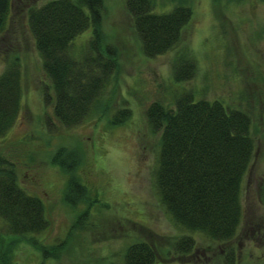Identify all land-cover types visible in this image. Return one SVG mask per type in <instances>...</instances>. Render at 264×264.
<instances>
[{
    "label": "rangeland",
    "instance_id": "1",
    "mask_svg": "<svg viewBox=\"0 0 264 264\" xmlns=\"http://www.w3.org/2000/svg\"><path fill=\"white\" fill-rule=\"evenodd\" d=\"M151 1L159 12L191 8L180 42L146 55L125 0H104L102 31L118 48L119 68L74 126L54 117L42 58L32 45L24 48L22 109L0 136V154L14 163L18 182L41 197L48 225L25 237L7 235L0 217V252L13 264H124L126 247L140 240L159 243L155 264H264V0ZM184 49L196 71L177 81L172 66ZM185 91L250 117L254 150L242 180L243 212L228 240L177 224L155 186L160 131L149 125L146 108L155 100L173 107ZM121 110L124 120L114 123ZM71 180L83 186L69 187ZM184 234L195 238L190 253L170 242Z\"/></svg>",
    "mask_w": 264,
    "mask_h": 264
},
{
    "label": "trees",
    "instance_id": "2",
    "mask_svg": "<svg viewBox=\"0 0 264 264\" xmlns=\"http://www.w3.org/2000/svg\"><path fill=\"white\" fill-rule=\"evenodd\" d=\"M125 6L142 51L149 56L177 46L192 15L184 4L160 12L154 10L151 0H125ZM104 8V0H0L1 137L21 113L22 55L28 53L24 52L28 45L39 52L51 80L52 111L58 122L71 127L91 112L119 68L118 48L102 31ZM85 31L89 36L76 44ZM172 67L177 81L195 75V59L187 49ZM123 111L121 116L115 115L114 123L124 120ZM146 115L151 128L160 131L155 186L174 221L215 240L233 237L243 212L242 180L254 150L249 115L218 99H193L187 91L175 97L173 107L151 102ZM71 181L69 187L83 186ZM0 217L7 235L25 237L48 225L41 197L18 182L14 163L2 154ZM194 239L184 234L170 242L177 251L190 253ZM158 244L131 242L124 252V264H155ZM9 258L3 249L2 264H13Z\"/></svg>",
    "mask_w": 264,
    "mask_h": 264
}]
</instances>
